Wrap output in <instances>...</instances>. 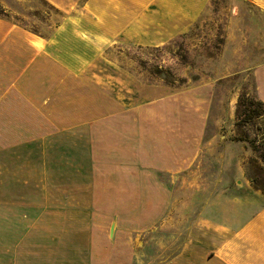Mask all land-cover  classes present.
<instances>
[{
    "label": "crops",
    "instance_id": "crops-1",
    "mask_svg": "<svg viewBox=\"0 0 264 264\" xmlns=\"http://www.w3.org/2000/svg\"><path fill=\"white\" fill-rule=\"evenodd\" d=\"M42 1L49 34L0 16V264H151L148 234L182 240L159 264H264V194L240 156L204 151L211 101L144 99L110 50L171 44L212 0ZM250 4L264 17V0Z\"/></svg>",
    "mask_w": 264,
    "mask_h": 264
},
{
    "label": "rangeland",
    "instance_id": "rangeland-1",
    "mask_svg": "<svg viewBox=\"0 0 264 264\" xmlns=\"http://www.w3.org/2000/svg\"><path fill=\"white\" fill-rule=\"evenodd\" d=\"M250 5V0H212L190 30L171 44L155 49L116 46L110 50L112 56L113 53L115 56L123 54L124 66L137 76L136 80H131L137 83L136 91L147 93L144 99L183 91H190L196 103L204 97L209 99L204 151H232L228 156H240L247 177L250 174L264 188L261 152L255 151L249 143L235 140L249 136L256 142V148L264 152V117L244 121L245 98L258 101L252 72L247 70L248 37L258 53L264 50V17L257 12L253 14ZM5 14L24 23L42 22L48 34L55 26L54 11L42 0H0V16ZM163 87H168L167 91H163ZM203 161H207L206 158L199 163ZM208 161L209 166L219 167L224 159ZM223 169L224 178L230 184L232 168L226 164ZM191 193L194 197L197 192ZM197 217L196 212L192 221ZM149 235L144 239L149 252L142 256L143 262L159 264L171 256L166 248L172 246L173 241L175 247L182 244V240L173 239V234Z\"/></svg>",
    "mask_w": 264,
    "mask_h": 264
},
{
    "label": "trees",
    "instance_id": "trees-1",
    "mask_svg": "<svg viewBox=\"0 0 264 264\" xmlns=\"http://www.w3.org/2000/svg\"><path fill=\"white\" fill-rule=\"evenodd\" d=\"M243 101V98L240 99L239 106H241V102ZM244 104L247 105L246 110L244 111L245 119L244 121L247 122L248 120L246 119H254V118H262L264 117V104L261 101H257L255 99H249L245 98ZM256 106V108H255ZM239 109V108H238ZM236 141H241L245 143H249L250 145H253V148L255 151L261 152V159L264 162V152L256 148L254 140H251L249 136H244V137H238L235 139ZM248 179L252 183L253 187L257 190H260L264 194V188L261 187V185L258 183L257 179L248 174Z\"/></svg>",
    "mask_w": 264,
    "mask_h": 264
}]
</instances>
